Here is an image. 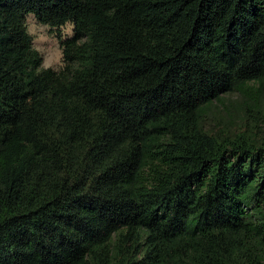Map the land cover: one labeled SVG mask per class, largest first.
I'll list each match as a JSON object with an SVG mask.
<instances>
[{"label": "trees", "instance_id": "obj_1", "mask_svg": "<svg viewBox=\"0 0 264 264\" xmlns=\"http://www.w3.org/2000/svg\"><path fill=\"white\" fill-rule=\"evenodd\" d=\"M74 35L40 69L25 16ZM264 0H0V264H264ZM236 91L243 116L209 132Z\"/></svg>", "mask_w": 264, "mask_h": 264}, {"label": "rangeland", "instance_id": "obj_2", "mask_svg": "<svg viewBox=\"0 0 264 264\" xmlns=\"http://www.w3.org/2000/svg\"><path fill=\"white\" fill-rule=\"evenodd\" d=\"M26 19H35L36 22L41 23L33 14H27ZM73 24L68 22L60 27H48V35L54 37L50 42L54 50H61L60 40L70 38L74 35ZM41 55V54H40ZM42 61L44 57L41 55ZM252 91L259 89L258 84L250 83ZM242 99L240 94L236 91L224 93L219 100L213 101L210 105L204 108L203 123L204 127L209 132L218 131H232L238 127V122L243 116L239 101ZM249 108L258 109L264 112V86L253 93V100H247Z\"/></svg>", "mask_w": 264, "mask_h": 264}, {"label": "clouds", "instance_id": "obj_3", "mask_svg": "<svg viewBox=\"0 0 264 264\" xmlns=\"http://www.w3.org/2000/svg\"><path fill=\"white\" fill-rule=\"evenodd\" d=\"M48 27L46 24L36 22L35 19H26L25 34L32 38L33 50L44 57L38 71L51 69L59 72L65 67L63 52L52 48L50 42L54 37L48 35Z\"/></svg>", "mask_w": 264, "mask_h": 264}]
</instances>
